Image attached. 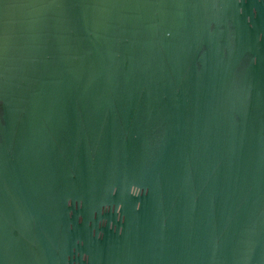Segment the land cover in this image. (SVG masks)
Listing matches in <instances>:
<instances>
[{"label": "water", "instance_id": "95a60500", "mask_svg": "<svg viewBox=\"0 0 264 264\" xmlns=\"http://www.w3.org/2000/svg\"><path fill=\"white\" fill-rule=\"evenodd\" d=\"M84 255L264 264V0H0V264Z\"/></svg>", "mask_w": 264, "mask_h": 264}, {"label": "clouds", "instance_id": "9594fccd", "mask_svg": "<svg viewBox=\"0 0 264 264\" xmlns=\"http://www.w3.org/2000/svg\"><path fill=\"white\" fill-rule=\"evenodd\" d=\"M253 63H255V61H253ZM116 193H117V188L115 186H111L110 189L108 190V195L109 196H115ZM146 194H147V189L142 188L141 186L137 185L136 183H130L127 186V195L132 197V198H139L142 195H146ZM72 206H73V201L71 199H67L65 201V207L72 208ZM75 207L77 209L81 208L82 207V202L78 201L76 203ZM139 209H140V204L137 203L135 205V210L139 211ZM121 210H122V205H120V204H117L116 206L113 207V206L109 205L108 203H102V205L99 208V214L101 216H103L105 213H112V214L115 215L117 221H121L122 222L123 218L120 215ZM93 215L95 216L96 213L94 212ZM68 216H69V218H71L72 212H69ZM77 222L78 223L80 222V218L79 217L77 218ZM98 226L103 228L105 226V221L103 219H101L99 221V225ZM107 226L109 227V229H111L113 231H116V229L113 227L112 224H108ZM69 227L71 228V226H69ZM93 235H96L97 239H100L102 237V233L97 234V233L94 232ZM77 243H79V241H77ZM80 259L83 262V264H87L88 257L86 255L81 256Z\"/></svg>", "mask_w": 264, "mask_h": 264}]
</instances>
